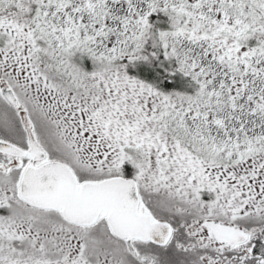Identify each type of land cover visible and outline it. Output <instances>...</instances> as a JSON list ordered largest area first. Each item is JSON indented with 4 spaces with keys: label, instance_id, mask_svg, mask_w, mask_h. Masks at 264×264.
<instances>
[{
    "label": "snow or ice",
    "instance_id": "obj_1",
    "mask_svg": "<svg viewBox=\"0 0 264 264\" xmlns=\"http://www.w3.org/2000/svg\"><path fill=\"white\" fill-rule=\"evenodd\" d=\"M0 264H264V0H0Z\"/></svg>",
    "mask_w": 264,
    "mask_h": 264
}]
</instances>
